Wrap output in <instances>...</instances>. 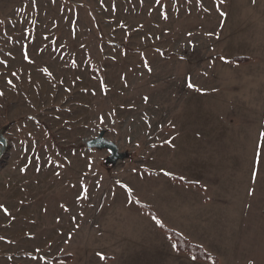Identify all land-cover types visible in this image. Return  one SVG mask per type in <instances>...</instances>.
<instances>
[{"label": "rangeland", "instance_id": "1", "mask_svg": "<svg viewBox=\"0 0 264 264\" xmlns=\"http://www.w3.org/2000/svg\"><path fill=\"white\" fill-rule=\"evenodd\" d=\"M7 124L0 264H115L103 243L122 213L137 223L132 180L184 164L172 135L247 133L264 157V0H0ZM102 131L124 158L87 147ZM228 150L198 174L248 204L224 264H264V158L232 172Z\"/></svg>", "mask_w": 264, "mask_h": 264}, {"label": "crops", "instance_id": "2", "mask_svg": "<svg viewBox=\"0 0 264 264\" xmlns=\"http://www.w3.org/2000/svg\"><path fill=\"white\" fill-rule=\"evenodd\" d=\"M243 129L246 131V126ZM184 130L171 136L173 142L184 143L181 148V152H184V168L170 166L155 173H140L127 188L130 204L138 219L137 223L129 224L122 213L120 221L124 224L123 229L117 230L116 234H108L107 242L103 243L108 246V255H112L111 251L117 252L119 259L115 264H210L197 260L191 253L181 252L175 240L161 229L159 222L218 256L221 264L239 261L236 241L233 239L236 234L229 223L234 221L241 209L245 213L247 201L239 200L235 195L233 197V186L227 181L223 185L226 186L224 190L232 198L224 199L220 195L223 193L222 185L212 188L211 183L199 175H203L209 166L204 160L219 157L216 155L221 153V148L229 149L230 159L242 160L238 161L237 166L229 161L232 172H238V169L242 171L245 165H251L253 159L258 163V159L264 158L263 151L259 152V147L253 146V137L247 133L222 135L220 132L207 134L209 137L205 138L207 135L197 133L196 128L195 133L190 134ZM210 146L213 152L205 150ZM244 162L247 164L243 165ZM190 173L195 175L191 176ZM136 200L147 203L155 215L140 207ZM236 207L241 209L237 210Z\"/></svg>", "mask_w": 264, "mask_h": 264}, {"label": "water", "instance_id": "3", "mask_svg": "<svg viewBox=\"0 0 264 264\" xmlns=\"http://www.w3.org/2000/svg\"><path fill=\"white\" fill-rule=\"evenodd\" d=\"M11 124H7L0 128V164L6 158L10 150V141L7 137V132L10 129ZM106 132L102 131L98 137L89 139L86 142V145L89 149L98 148V149H108L110 151V156L108 161L115 163L118 160L125 157V154L120 152L118 145L105 136Z\"/></svg>", "mask_w": 264, "mask_h": 264}, {"label": "trees", "instance_id": "4", "mask_svg": "<svg viewBox=\"0 0 264 264\" xmlns=\"http://www.w3.org/2000/svg\"><path fill=\"white\" fill-rule=\"evenodd\" d=\"M234 60H236L238 62L246 61V59H242V58L241 59H234ZM153 215H154V213H153ZM161 228L163 230L167 231L170 234L171 238L173 240H175V242H176V244H177V246H178L180 251L192 253L199 260L210 261V262H214V263H218L219 262V258H217L215 255L210 254L202 246L191 242L186 237H184L181 233L168 228L163 223H161ZM56 259L63 260V261H68V259H70V256L59 257V258H56Z\"/></svg>", "mask_w": 264, "mask_h": 264}, {"label": "snow or ice", "instance_id": "5", "mask_svg": "<svg viewBox=\"0 0 264 264\" xmlns=\"http://www.w3.org/2000/svg\"><path fill=\"white\" fill-rule=\"evenodd\" d=\"M191 86V85H190ZM0 207H3L2 205H0ZM5 211H7L6 209H5Z\"/></svg>", "mask_w": 264, "mask_h": 264}]
</instances>
